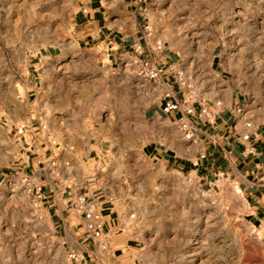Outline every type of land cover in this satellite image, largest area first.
<instances>
[{
  "label": "rangeland",
  "instance_id": "obj_1",
  "mask_svg": "<svg viewBox=\"0 0 264 264\" xmlns=\"http://www.w3.org/2000/svg\"><path fill=\"white\" fill-rule=\"evenodd\" d=\"M85 1L0 0V264H85L72 260L50 233L37 188L14 166L20 124L33 122L41 135L56 133L57 147L70 136L118 134L117 100L127 90L93 62L97 47H78L74 15ZM143 5L149 48L175 54L181 90L192 102L208 108L230 103L235 89L242 94L241 118L264 125V0ZM136 66L128 90L137 115L158 92L148 98L152 89ZM152 121L130 138L123 131L122 139L107 143L141 230L137 264H264V219L253 225L245 217L238 189L226 195L204 188L142 158V145L156 137ZM124 136L133 142L129 156L121 150Z\"/></svg>",
  "mask_w": 264,
  "mask_h": 264
},
{
  "label": "crops",
  "instance_id": "obj_2",
  "mask_svg": "<svg viewBox=\"0 0 264 264\" xmlns=\"http://www.w3.org/2000/svg\"><path fill=\"white\" fill-rule=\"evenodd\" d=\"M143 6V0H86L74 15L79 49L97 47L100 52L92 58L93 62L101 65L105 77H117L118 84L127 90L125 99L117 100L119 109L115 114L122 117L117 119L118 134L97 132L83 139L70 136L59 147L56 133L41 135L33 122L27 123L29 129L24 136L15 134L20 144L15 169L30 177L32 186L41 188L50 233L64 250L80 253V261L85 264H111L109 258L114 259V264L139 262L141 230L131 217V197L124 172L113 169L112 150L107 143L111 137L122 139L123 131L130 138L139 128L144 130L141 123L146 120L153 119L152 133L156 137L142 145L140 155L144 160L226 195L238 189L245 217L253 225L264 219V125L246 127L242 111L239 112L242 94L235 89L230 103L215 102L209 116L201 114L205 104L196 100L190 102L194 113L188 114L184 108L164 113L162 108L168 101L188 97L178 81L175 54L149 48ZM137 47L142 51H137ZM54 52L58 55L57 50ZM65 55L62 52L58 57ZM144 61L161 70V81L144 79L152 89L148 98L154 92H158V97L149 99V107L136 115L132 88H128L135 78L133 66ZM167 94L170 96L166 97ZM181 120L192 125L193 141L185 138L179 125ZM121 150L131 155L132 139L125 138ZM84 204L86 207L81 209ZM87 208L93 209L103 224L101 238L87 229Z\"/></svg>",
  "mask_w": 264,
  "mask_h": 264
},
{
  "label": "built area",
  "instance_id": "obj_3",
  "mask_svg": "<svg viewBox=\"0 0 264 264\" xmlns=\"http://www.w3.org/2000/svg\"><path fill=\"white\" fill-rule=\"evenodd\" d=\"M162 48V47H159ZM137 51L141 52V47H137L136 48ZM137 73L138 76L144 78V79H151L152 81H154L155 83H159L161 81V70L153 65L152 63H150L149 61H144L142 63H139L137 65ZM179 76H181V73L179 72ZM170 94H167L166 97H169ZM190 102L191 99L190 98H184L182 101H174V100H170L166 103V105L162 108V111L164 113H170L172 111H178L181 110L182 108L185 109V111L188 114L194 113L193 108L190 106ZM242 111L241 109H239V112ZM201 114L205 115V116H209L211 114V108H208L206 106H203L202 110H201ZM179 125L181 127V130L184 132V136L187 140H191L193 141L195 138V132L194 129L192 127V125L188 122V121H183L181 120L179 122ZM253 124L252 122H247L246 123V127L247 128H252ZM29 129V126L26 124H20L17 126L16 129V135L17 136H24L27 131ZM249 138V135L246 134L244 136V139L247 140ZM252 153V151H251ZM30 177L25 176V179H29ZM31 180V178H30ZM36 194L37 197L39 199H43V193L41 191V188H37L36 189ZM86 207V204H84L83 208ZM85 218L87 220H89L88 224H87V229L93 234L94 237L96 238H101L102 237V230H103V224L102 222H100L98 215L95 214L94 210L91 208H87L85 209ZM69 257L74 260V261H78L82 259V256L80 253L76 252V251H71L69 253Z\"/></svg>",
  "mask_w": 264,
  "mask_h": 264
},
{
  "label": "bare ground",
  "instance_id": "obj_4",
  "mask_svg": "<svg viewBox=\"0 0 264 264\" xmlns=\"http://www.w3.org/2000/svg\"><path fill=\"white\" fill-rule=\"evenodd\" d=\"M240 11V10H239ZM233 12V11H232ZM243 17V16H242ZM245 21V20H244ZM190 30V29H189ZM127 67H129V65H127ZM223 81V80H222ZM221 81V82H222ZM223 83V82H222ZM261 235H264V232L261 233Z\"/></svg>",
  "mask_w": 264,
  "mask_h": 264
}]
</instances>
